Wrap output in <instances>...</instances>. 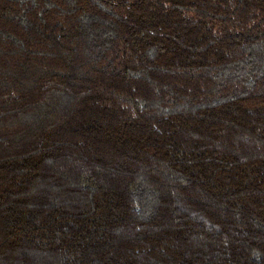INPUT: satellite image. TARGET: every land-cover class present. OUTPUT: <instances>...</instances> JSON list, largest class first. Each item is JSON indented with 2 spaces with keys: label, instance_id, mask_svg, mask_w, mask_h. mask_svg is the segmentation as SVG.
Wrapping results in <instances>:
<instances>
[{
  "label": "trees",
  "instance_id": "1",
  "mask_svg": "<svg viewBox=\"0 0 264 264\" xmlns=\"http://www.w3.org/2000/svg\"><path fill=\"white\" fill-rule=\"evenodd\" d=\"M0 264H264V0H0Z\"/></svg>",
  "mask_w": 264,
  "mask_h": 264
}]
</instances>
